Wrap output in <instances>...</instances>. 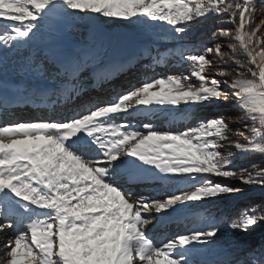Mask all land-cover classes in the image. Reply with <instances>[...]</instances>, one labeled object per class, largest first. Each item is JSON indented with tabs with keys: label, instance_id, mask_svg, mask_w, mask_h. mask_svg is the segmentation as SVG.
Here are the masks:
<instances>
[{
	"label": "snow or ice",
	"instance_id": "obj_1",
	"mask_svg": "<svg viewBox=\"0 0 264 264\" xmlns=\"http://www.w3.org/2000/svg\"><path fill=\"white\" fill-rule=\"evenodd\" d=\"M258 3L264 0H0V57L39 49L25 58L24 69L45 81L55 74L57 101L84 94L82 70L98 55L88 46L50 41L41 47L69 16L166 25L177 40L212 17L232 25L212 33L223 43L202 50L179 45L175 55L190 65L189 74L146 79L104 103L84 100L70 115L0 124V234L7 237L0 240V264H264V245L248 251L218 245L225 226L246 233L264 224V202L229 222L208 217L206 226L163 243L149 234L154 215L158 222L193 202L241 191L213 177L264 189V168L237 170L231 167L234 153L220 151L233 133L231 117L195 118L186 111L194 125L172 132L145 123L147 134L118 122L133 112L234 99L243 116L235 120L239 138L229 146L242 157L264 156V19L255 22ZM228 61L231 70L218 66ZM49 99L47 88L11 89L0 81V107L19 100L52 107ZM149 181L177 191L163 198L137 194L134 185ZM209 253L216 259L201 258Z\"/></svg>",
	"mask_w": 264,
	"mask_h": 264
},
{
	"label": "rangeland",
	"instance_id": "obj_2",
	"mask_svg": "<svg viewBox=\"0 0 264 264\" xmlns=\"http://www.w3.org/2000/svg\"><path fill=\"white\" fill-rule=\"evenodd\" d=\"M262 19H264V3H258V12L255 17V22L259 23ZM170 35H173L172 31L166 25L163 27H153L150 25H132L126 21H115L103 17L89 20L87 18H74L69 16L63 21V27L57 31L55 35L49 37L46 34L40 44L41 47H44L51 41L61 46L73 45L77 47L88 46L94 48L98 55L95 60L90 61L87 65L86 71L89 73H85L86 71L82 73L84 75L82 83L87 82L89 75H91V71L95 68V66H91L92 63H98L101 61L106 62V65L108 62H137L141 57H143L147 62L149 70L154 69L157 71L156 73L161 76L189 74L191 72L190 65L186 67L185 63L182 60L180 61L179 57L176 56L175 53H169L172 49L179 45V42L177 41H166ZM200 36L198 35L199 38H201ZM30 50L36 51L37 49L33 48ZM37 51H39V49ZM161 56L165 57V61L157 64L155 61ZM177 59H179V62H176ZM217 63L218 62L214 61V64ZM128 65L132 70L135 67V65L133 66L129 63ZM220 65L221 64H218L219 67ZM116 66L119 65L117 64ZM115 70L116 67L112 69V74ZM112 74L109 75L111 76ZM207 74L213 75L214 70L209 69ZM159 75L158 77H160ZM103 77H107L106 73H103ZM108 78L109 77L105 79ZM217 78L224 79L219 76ZM97 81L98 80L87 83H90L89 86L95 88L98 85H94L93 82L98 84ZM193 83H197V81L193 79ZM110 86L112 89H116L114 82L110 83ZM86 88L87 87H85V89ZM234 104V99H230L227 103L223 101H213L211 104L194 106L191 109H187V106L181 104L177 110L170 112L154 111L153 113H145L142 111L138 112L137 115H134L133 118L141 119L145 123L150 121V124H152L158 131L176 132L183 131L186 127L194 125L196 123L195 118L211 119L223 116L226 120H228V118L231 117L232 122L229 123V128L233 130V133L230 134V141H234L239 138L234 134L235 130L241 127L235 122V120L236 118L243 116V113L239 109L235 108ZM186 111H189L195 118H186ZM133 122L134 121L132 120V123ZM138 125L140 126V124ZM138 130L144 131L145 134H147L142 125ZM245 134L247 135L248 133ZM230 141L222 142L223 147L220 148V151L222 153H227L229 151L234 153L231 157L233 161L231 167H237V170L241 168H248V165L251 164L250 160H248V158H242L234 148H231L229 146ZM241 142L243 143L244 141L241 140ZM243 164H245L246 167H244ZM213 179L215 182L239 188L241 191L232 195L224 194L213 199L193 202L183 208L178 215H173L167 219H159L158 222L154 215L152 223L149 225L150 233H153L149 234L153 236L157 243L166 242L167 239L172 238L177 233L190 232L194 229L206 226L205 219L208 217H215L218 221H226L228 217H233V214L229 211L230 208L233 209L234 206L237 205L243 206V202L249 199L251 192H253V188H250V185L242 184L235 178L226 179L222 177H213ZM160 182V186L155 187L154 189L158 194L153 196L163 198L165 194H171L172 192L177 191L176 187L166 184L165 182L163 184V181ZM158 184L159 181L156 185ZM145 189L147 188L145 187L144 190ZM230 205L231 207H229ZM158 223H160L159 225L165 223L167 226L172 223V225H170V228L164 227V230L160 228L159 232H154L158 227H160ZM218 245H231L233 247L239 246L246 251L264 245V224H261L254 229H250L246 233L233 232L225 226L220 234ZM201 258L208 261L216 259V257L211 253Z\"/></svg>",
	"mask_w": 264,
	"mask_h": 264
},
{
	"label": "trees",
	"instance_id": "obj_3",
	"mask_svg": "<svg viewBox=\"0 0 264 264\" xmlns=\"http://www.w3.org/2000/svg\"><path fill=\"white\" fill-rule=\"evenodd\" d=\"M232 25L230 24H224L219 22V18L212 17L206 21H201L199 24H195L192 28H190L186 34L182 37L180 40H175V36L170 35L166 41H177L178 44H187L191 46L194 50H202L205 46H212L216 42H224L223 37H218L216 39L212 38V33L218 29V28H230ZM198 35L201 37L199 38ZM179 45L172 49L169 53L174 54L177 49L179 48ZM181 61V60H180ZM176 62H179L177 59ZM185 63V62H184ZM186 67L189 66V64L185 63ZM220 67L231 70L234 65L231 61H228L227 63H223L220 65ZM240 155V154H239ZM241 156V155H240ZM242 157V156H241ZM242 158H248L250 160L251 164L248 165V168H246L248 171H256L259 168H264V156L259 155H250L247 157ZM244 167H246L245 164H243ZM255 166V167H253ZM237 169V167H235ZM250 188H253V192H251L249 199L244 201V205H237L234 206L233 209L230 208L231 214H233V217H228L225 222H228V220H233L238 218L245 209L252 207L253 205L261 204L264 202V189L256 186V185H250ZM229 205V204H228ZM231 207V205L229 206ZM258 248V247H257Z\"/></svg>",
	"mask_w": 264,
	"mask_h": 264
},
{
	"label": "bare ground",
	"instance_id": "obj_4",
	"mask_svg": "<svg viewBox=\"0 0 264 264\" xmlns=\"http://www.w3.org/2000/svg\"><path fill=\"white\" fill-rule=\"evenodd\" d=\"M102 68H104L103 66H101ZM101 67H99V68H101ZM92 72V71H91ZM83 77H84V75L82 74V76H81V80L83 79ZM83 83H85V82H83ZM93 84L94 85H97V83H95V82H93ZM61 101L62 102H67V101H64L63 99H61ZM53 110V109H52ZM140 112H142V111H140ZM138 113V112H137ZM137 113H136V115H137ZM134 116V115H133ZM131 120H133L134 122L133 123H136V124H140V126L141 125H143V124H145V122L144 121H142L141 119H135V118H133V117H131ZM139 126V127H140ZM140 129V128H139ZM138 130V129H137ZM139 131V130H138ZM135 141H132V143H134ZM131 159V158H130ZM153 182L152 181H149V182H147V183H141V184H139V185H141V186H143L144 188L146 187L147 189L149 188V186L152 184ZM144 188H143V190H144ZM147 189H145L142 193H143V195H146V196H150L149 194L150 193H153L152 191H146ZM141 193V194H142ZM7 237H5L4 235H2V234H0V240H4V239H6Z\"/></svg>",
	"mask_w": 264,
	"mask_h": 264
}]
</instances>
